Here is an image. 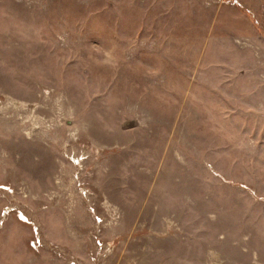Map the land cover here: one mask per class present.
Instances as JSON below:
<instances>
[{
	"label": "rangeland",
	"instance_id": "1",
	"mask_svg": "<svg viewBox=\"0 0 264 264\" xmlns=\"http://www.w3.org/2000/svg\"><path fill=\"white\" fill-rule=\"evenodd\" d=\"M0 264H264V0H0Z\"/></svg>",
	"mask_w": 264,
	"mask_h": 264
}]
</instances>
